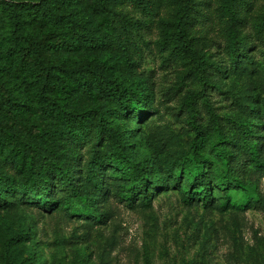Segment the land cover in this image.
I'll use <instances>...</instances> for the list:
<instances>
[{
    "label": "rangeland",
    "instance_id": "obj_1",
    "mask_svg": "<svg viewBox=\"0 0 264 264\" xmlns=\"http://www.w3.org/2000/svg\"><path fill=\"white\" fill-rule=\"evenodd\" d=\"M12 1L38 3L40 0ZM149 1V5L156 2L162 9L150 14L138 8L131 12L133 26L127 24L131 32L128 57L124 48L118 44H107L99 49L79 46L58 55L57 60L64 58L69 64L89 60L103 62L126 87L154 88L152 81L157 72H166L168 68H172L169 60L175 63L186 54L168 46L163 39V28L174 30V18L170 15V9L165 7L164 0ZM252 7L253 4L241 6L240 12L251 11ZM212 9L213 0L201 2L196 19L198 32L193 38L196 46L207 41L205 46L221 47L219 41H208L207 35H198L201 32H212L219 23ZM69 11L85 16L90 30L102 29L101 17L92 10L89 0H73L68 5L67 12ZM219 11L220 9H216V12ZM7 15V11L0 5V26H3V31L9 30ZM240 26L246 25L241 21ZM27 29L30 32L36 31L35 25L29 22ZM247 44L250 50L236 66H242L249 76H254L260 70L264 52L259 51L257 43ZM168 48L172 49L175 58L168 57L164 63L159 64V68L149 67L141 71L146 65H154L160 59V53ZM172 70L176 71L174 68ZM189 76L191 72L184 73L185 79ZM210 89L216 91V88ZM217 94L222 95L225 100L229 99V95ZM249 100L250 104L245 105L242 112L247 124L252 126L258 160L249 155L245 141L240 139V135H236L233 138L237 140L239 148L235 150L233 164L239 169L241 179L253 189V198L247 200L244 190L233 188L230 189L233 195L225 205L224 196L218 197L215 187L211 201L205 203L197 196L190 197L187 193L189 188L185 187L182 178L180 184L155 188L147 198L137 199L132 206L119 198L111 199V190L107 188L93 200L95 208L99 210L95 215L62 212L67 207L61 199L52 210L24 202L29 204V211L25 213L21 209L20 214L32 215L35 211L37 218L8 235V247L19 248L21 252L29 251L31 255L26 259L30 264H229L227 255L230 253L235 254L236 264H260L258 249L264 246V120L253 122L252 115L254 117L257 112H250L248 107L253 104L264 115V107L261 106L264 98L257 94L249 97ZM32 106L26 111V116L31 122L40 124L39 106L35 103ZM147 106L151 112L140 122L129 115H115L117 119L134 121L138 133L159 111L158 108ZM114 111L115 109H108L109 114H114ZM184 111V107H181L175 114L176 117ZM221 118L229 121L230 131L241 130V122L228 117ZM202 119L203 116H200L196 121ZM44 121L48 122L47 119ZM40 213L43 215H38ZM22 234L25 235L21 237ZM21 264L24 262L21 261Z\"/></svg>",
    "mask_w": 264,
    "mask_h": 264
},
{
    "label": "clouds",
    "instance_id": "obj_2",
    "mask_svg": "<svg viewBox=\"0 0 264 264\" xmlns=\"http://www.w3.org/2000/svg\"><path fill=\"white\" fill-rule=\"evenodd\" d=\"M251 2L253 4L251 11H241L235 17L246 26L233 27L234 8L231 0H213L212 12L219 23L212 32H201L198 35H207L208 41H219L220 48L215 45L205 46L207 41L202 42L183 59H178L175 63L169 60L172 68H168L166 72H157L152 81L154 88L133 86L131 94H125L122 98H111V103L99 108L97 114L89 117V146L95 144L104 132L113 133L111 137H105V147L97 152V156H102L106 162L110 161L114 165L102 174L98 168H93L91 165L85 167L83 173L75 172L72 170V165L67 162V157L58 155V160H64V171H67L68 175L63 180L56 177L46 183L43 172L45 170L52 172L48 161L43 160V157L48 156L46 150L48 145L42 140L34 139L32 135H23L26 131L23 128L17 132L22 143H13L12 147L18 148L26 155L27 166L22 172L0 171V221H2L0 264H21V261L30 264L26 257H30L31 253L8 247L7 237L14 234L22 225H27L32 219L37 218L35 211L32 215L20 214L21 209L25 213L29 211V204L24 202H31L36 197L43 198L41 203L43 200H48L49 203L52 199L64 200L68 207L62 209V212L90 211L92 201L96 199L102 188L111 190V199L136 194L143 200L155 190L157 185L176 184L181 179L182 168L185 187L194 175L203 171L206 174V177L202 178L205 188H207V180H212L219 186L215 193L218 197L233 195L220 190L224 188V182L231 178L232 173L228 171L225 163L230 149L217 145V141L233 139L236 135L241 137L246 135L250 125L244 119L242 108L250 104L251 96L259 94L264 98V58L260 60L261 67L258 74L249 76L242 66L233 64L232 51L227 46L234 37L236 41L242 43L245 40L248 43H257L259 51L264 52V31H261L264 29V0H251ZM107 7L120 11L119 7L113 8L111 3ZM216 9L220 11L216 12ZM168 57L175 58L171 48L160 53V59L154 65H146L141 71L149 67L159 68V64L164 63ZM173 68L176 69L175 72ZM185 72H191V76L187 79L184 78ZM205 85H215L216 91L213 92L209 88V94L206 95ZM217 93L229 95V99L225 100ZM120 99L125 103H135L140 100L142 104L147 103L151 107L158 108L159 111L137 133L135 131L137 125L134 121L117 119L115 114H109V108H119ZM193 100H197L195 105L192 104ZM233 101L236 103L233 104ZM261 106L264 107V103ZM181 107H184L185 111L176 117L175 114ZM194 115L203 116V119L194 121ZM218 117H228L230 120L244 123L245 128L239 132L235 129L230 131L229 121H220ZM11 123L9 121V124ZM12 130L16 132L15 125ZM32 131L35 133L39 129ZM198 132L201 133L199 136ZM2 135L0 134V138ZM66 149L67 146L61 151ZM103 153L106 155H102ZM91 159V154H88L85 165ZM209 160L215 162L212 167L201 165V161ZM4 175H10L12 179L6 180L3 178ZM61 176H64V172H61ZM101 178L106 181L103 185L99 182ZM146 179L150 184L147 185L145 192ZM53 185H56L52 189L53 195L45 196ZM125 203L129 201L126 200ZM258 252L260 264H264V246L260 247ZM227 258L229 264H236L234 253L228 254Z\"/></svg>",
    "mask_w": 264,
    "mask_h": 264
},
{
    "label": "trees",
    "instance_id": "obj_3",
    "mask_svg": "<svg viewBox=\"0 0 264 264\" xmlns=\"http://www.w3.org/2000/svg\"><path fill=\"white\" fill-rule=\"evenodd\" d=\"M72 1L40 0L38 3H14L12 0H0V5L8 13L9 25L8 31L1 30L3 26H0V134H3L0 138V171L3 173H10L13 170L22 172L27 166L26 155L18 148L12 147L13 143H22L17 136L21 128L26 130L23 135H32L34 139L42 140L48 145L46 149L48 156L43 157V160L48 161L52 172L48 170L43 172L46 183L56 177L63 180L68 175V172L64 171V160H58V155L66 156L67 162L72 165V170L78 173H83L88 165L98 168L101 174L114 167L110 161L106 162L102 156H97V152L105 147V137H111L113 133L104 132L95 144L89 146V117L97 114L99 108L111 103V98H122L125 94H131L132 88L126 87L103 62L89 60L69 64L64 58L57 60V56L79 46L99 49L107 44H118L124 48L128 57L127 52L131 49L129 46L131 32L127 24L133 26L130 20L133 17L131 12L138 8L150 14L154 10H161L162 6L155 4L156 2L151 6L148 4L149 0H89L92 10L101 17L102 26V29L90 30L85 16L67 12L68 5ZM201 2L203 0H164L165 7L170 9V15L174 18V30L162 29L163 39L168 46L184 54L192 52L197 47L193 38L198 32L196 19ZM109 3L113 8L119 7L120 11L108 8ZM231 3L234 8L233 27H236L241 23V20L235 18L240 13V7H248L252 2L231 0ZM27 22L34 24L36 31L30 32L27 29ZM227 46L231 48L234 65L242 61L246 52L250 50L247 40L242 43L236 41L234 37ZM208 87L215 88V85H205L206 95ZM33 103L39 106L40 124L31 122L26 116V111L33 107ZM196 103L197 100L192 101L193 105ZM248 109L252 113L257 112L254 117L252 115L253 122L264 120V115L260 114L258 112L260 110L253 104ZM150 112L151 109L147 104H142L140 100L135 103H125L120 99V106L115 109L114 114L129 115L130 118L140 122ZM197 117L200 115H194L193 120L196 121ZM45 119L48 122H45ZM218 120L224 121L221 117H218ZM9 121L12 123L9 124ZM13 125L16 126V132L12 130ZM248 125L250 127L247 134L240 136V139L248 146L249 155L254 160H258L257 142L253 137L251 124ZM239 128L244 129L245 124L241 123ZM33 129L39 131L33 133ZM200 134L197 133L198 136ZM61 141L64 143H60ZM217 145L230 149L225 163L228 171L232 173L231 178L224 182V188L220 190L227 194L230 193V189L241 188L247 193L245 199L253 198V189L241 179L239 169L233 164L235 150L239 148L237 140L235 138L218 140ZM65 146H67L66 151H61ZM130 147L135 146L130 145ZM88 154H91L92 159L85 165ZM214 163L210 160L201 161L204 167H212ZM61 172H64V176H61ZM183 176L182 168L181 179ZM204 177L206 174L203 171L194 175L187 186L189 188L187 193L190 197L197 196L202 202L207 203L213 197V189L215 187L218 189L219 186L212 180H207V188H205L202 179ZM3 178L11 180L12 176L4 175ZM181 179L177 181L178 184L181 183ZM99 182L101 185L106 183L103 178ZM148 184L150 181L146 179L145 192ZM55 187L56 185H53L45 196H52V189ZM162 187L165 186H155L157 189ZM105 189L107 188H102L101 191L104 192ZM230 196H224L223 204H228ZM139 198L136 194L119 197L122 202L128 200L129 206L134 205ZM42 199L36 197L29 203L52 210L53 205L59 201L52 199L50 203L48 200H43L41 203ZM62 201L68 207L65 201ZM90 207L92 209L90 211L74 212L84 215L99 213L93 201ZM23 235L25 234L21 237Z\"/></svg>",
    "mask_w": 264,
    "mask_h": 264
}]
</instances>
